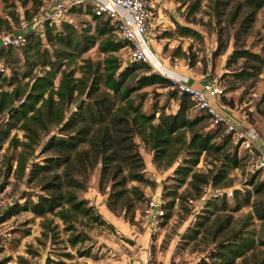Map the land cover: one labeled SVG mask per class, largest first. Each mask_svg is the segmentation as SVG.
<instances>
[{"label":"trees","instance_id":"1","mask_svg":"<svg viewBox=\"0 0 264 264\" xmlns=\"http://www.w3.org/2000/svg\"><path fill=\"white\" fill-rule=\"evenodd\" d=\"M210 1L217 10H224L232 3L237 4L234 12L237 15L247 8L252 20L264 7V0ZM29 2L39 9L44 7L45 0H26L25 4ZM200 7L201 0H195L188 6V15L196 13ZM69 11H85L92 15L95 24L79 29L71 22L46 20L43 34L29 32L26 45L0 48L2 63L16 56L20 66L19 71L11 73L4 64L5 71L0 72V151L7 141L14 149L22 148L19 158L15 159V168L13 161L8 163L6 177L17 173L28 183L50 174L48 179L41 182L42 191L35 195L36 199L30 195L24 196V201H17L3 211L0 221L30 211L44 218L42 226L48 231L42 234L52 239L56 227H51L52 221L46 218L50 214L55 215L64 223L68 244L77 248L80 256H84L90 255V250L85 251L77 246L89 236L78 231V218H93L96 222L112 226L96 213L92 202L78 196L79 191L87 188L90 171L99 162L102 163L100 190L105 193L106 185L111 182L106 199L107 209L118 214L124 212L129 221L133 218L128 216L130 209L127 205H118L127 196V183L155 184L147 175L143 155L134 140L136 135L149 145L154 163L165 160L167 168L173 165L181 151L187 154L173 170L171 177L174 183H166L162 192L163 199H172L164 204L168 211L161 226L171 219L178 189L182 185L186 184L191 191L187 194L193 196H182L187 199L202 197L204 188L209 184L220 189L231 188L234 183L231 173L242 166L245 157L239 155L238 147L234 151L228 149L231 137L223 125L206 129L203 122L207 118L210 120V116L197 110L187 94H179L169 77L153 72L148 63H123L117 53L130 47V44L117 38L115 23L104 13H96L94 3L87 0ZM26 13L31 21L41 12L32 17L28 11ZM176 30L182 36L199 34L187 25L177 24ZM95 46L105 55L98 65L83 57ZM20 49L22 53H18ZM219 54L220 49L215 52V55ZM241 58L249 64L236 72L238 77L258 78L263 73V52L255 53L238 47L229 54L227 65ZM152 86L166 88L172 98L179 99L176 112H166L163 105L155 104L152 109L145 110L144 95L133 99L134 92ZM83 95H86V100L78 108H73L77 98ZM192 106L202 114L192 116ZM15 129L24 131L23 141L17 136L11 137ZM45 152L49 153L45 155ZM203 154L219 155V163H214L209 173L196 170ZM61 168L62 171H58ZM117 186L120 187L116 189ZM166 188L170 189L166 192ZM263 189L264 180L254 185L257 193ZM132 190L137 198H144V193L138 187H132ZM234 191L242 195L241 199L234 200L236 209L251 205L250 191L242 192L235 187ZM229 204L226 197L213 198L204 204L203 210L213 212L208 207L225 210ZM255 211L260 219H264V206L255 204ZM203 224V221L198 222V226ZM194 233L190 238L194 239L200 233L199 229H194ZM218 246L208 255L209 260L204 258L201 264H236L238 258L254 248V241L247 236L237 235L233 241L228 238ZM27 252L31 257L39 254L32 248ZM10 260L6 257L0 260V264H7ZM16 262L34 264L31 258L24 255H19ZM52 262L48 256L46 262L40 263ZM57 263L62 264L61 261Z\"/></svg>","mask_w":264,"mask_h":264},{"label":"rangeland","instance_id":"2","mask_svg":"<svg viewBox=\"0 0 264 264\" xmlns=\"http://www.w3.org/2000/svg\"><path fill=\"white\" fill-rule=\"evenodd\" d=\"M25 1L0 0V31L12 32L26 29L31 19H28L26 12L28 11V15L32 17L42 9L48 8L54 0H45L44 7L39 9L33 7L31 2L25 4ZM155 1L156 23L152 31L156 41L152 47L158 56L167 64L198 66L209 73L211 80L219 81L225 92L218 100L226 109V112H222L223 115L233 120L237 129L247 135L249 141L253 143L256 154L264 150V70L258 78H240L236 72L240 71L242 66H248V62L241 58L236 63L227 65L229 54L238 47L255 53H264V7L252 20L247 8L238 15L235 14L237 4L233 3L224 10H217L210 0H201L199 11L189 16L188 6H191L195 0ZM61 21L71 22L79 29H86L95 24L92 15L85 11H68ZM177 24L190 26L199 34L182 36L176 30ZM219 49L221 54L215 55ZM18 53H22V49ZM117 55L124 64L132 62L130 47L122 49ZM104 56L97 46L83 55L95 65L101 63ZM6 60L7 63L4 61L1 63L7 65L11 73L20 70L16 56ZM141 95L146 97L145 110L152 109L153 104L163 105L166 112H176L179 108V99L172 98L166 88L147 87L134 92L132 97L137 100ZM85 100L86 95H83L77 98L74 105ZM213 103L215 104L214 101ZM217 107L219 108L218 105ZM190 114L195 116L202 113L192 106ZM203 124L209 130L216 127L208 118ZM228 134L231 137L228 149L234 151V148L238 147L239 155L245 157V160L242 166L231 173L233 186L221 189L229 192L235 187L242 192L250 191L251 205L236 209L234 200L241 199L242 195L234 191L232 196L228 194L226 196L230 203L228 209L207 208L213 212L202 209V215H199L198 221L191 223L192 208L187 198L193 196L187 194L191 191L184 184L178 189V198L171 211V219L163 226L153 227L144 217V208L151 197L162 196L166 183H174L171 177L173 170L187 154L181 151L173 165L167 168L164 164L165 160L162 163H154L153 152L149 145L136 135L134 140L138 143L139 151L143 155L147 175L155 184L147 185L137 181L127 183V196L118 205H127L130 209L128 216L133 217L131 221L125 218L124 212L118 214L112 211L115 219L109 218L99 212L95 205L96 213L112 226L96 222L93 218L79 217L77 229L89 237L77 247L85 251L90 250V255L80 256L77 248L68 244L66 240L68 233L64 231L63 221L57 216L50 214L46 218L47 221H52L51 227H56L54 238L51 239L42 234L43 231H48L42 226L44 218L37 217L30 211H23L0 221V260L9 257L11 260L7 264H17V257L24 255L31 258L34 264L46 262L48 256L54 261L51 264H58L57 261H61L62 264H137L140 261V252L147 251L150 264H201L202 259L209 260L208 255L219 247V243L228 238L233 241L237 235H242L254 241V248L238 258L236 264H264V244L262 243L264 242V219H260L255 211V204L258 207L264 206V189L258 193L254 190V185L264 180V171L253 168V158L246 150L243 138L237 131L228 132ZM13 136H17L20 141L25 139L24 131L21 129L13 130L11 137ZM21 150L20 146L17 149L12 148L7 141L0 151V214L13 203L24 201V196L30 195L36 199L35 195L42 191L41 182L43 179H48L50 175L47 174L44 178L38 177L28 183L25 179L19 178L17 173L7 178L8 163L13 161V168H15V159L19 158ZM48 153L45 152V155ZM218 156V154H203L196 170L209 173L214 163H219ZM101 168L102 163L99 162L90 171L87 177V188L78 192L79 198H86L90 202L97 200L98 197L107 199L111 182L106 185L105 193H103L100 190ZM58 171L61 172L62 168ZM119 187L117 186L116 189ZM132 187H138L144 193V198H137L134 190L130 191ZM169 189L166 188V192ZM183 195L187 198H182ZM199 221L204 222L203 226H198ZM194 229H199L200 233L192 239L190 235L196 234ZM29 248L35 249L39 254L31 257L27 252Z\"/></svg>","mask_w":264,"mask_h":264},{"label":"built area","instance_id":"3","mask_svg":"<svg viewBox=\"0 0 264 264\" xmlns=\"http://www.w3.org/2000/svg\"><path fill=\"white\" fill-rule=\"evenodd\" d=\"M87 0H54L52 4L41 11L33 20L27 24L26 29L12 32L0 31V48L6 46L22 47L28 41V33L35 31L43 34L44 23L46 20H52L59 23L64 19L65 13L71 7L77 6ZM95 5L96 13H104L106 17L112 19L116 25L115 33L119 40L129 42L131 49V61L148 63L151 65L148 50L156 41L152 28L156 23L155 19V0H106L101 3L97 0H89ZM123 8L127 11V16L119 11ZM5 71L4 64L0 61V72ZM152 71L155 70L152 68ZM174 87L179 94H187L195 103V108L203 111L210 116L212 125H223L226 133L235 132L243 138L245 148L250 152L253 158V168L264 171V150H260L258 154L254 151L252 141H249L247 135L243 131H239L233 120L225 117L223 111L213 103L219 100L225 94L224 87L217 80H209L201 86H195L188 80L179 78H170ZM219 102V101H218ZM227 115V114H226ZM8 121V118L5 119ZM233 195L234 190L229 192L226 189L215 188L211 184L204 188V194L200 198H189L188 203L192 208L191 223H196L201 214L204 204L213 198L219 199ZM166 201L162 196H153L148 200L144 208V217L153 227H160L161 222L166 215L164 207ZM1 215V214H0ZM137 264H150V260L146 256L141 257ZM42 264V263H36Z\"/></svg>","mask_w":264,"mask_h":264},{"label":"crops","instance_id":"4","mask_svg":"<svg viewBox=\"0 0 264 264\" xmlns=\"http://www.w3.org/2000/svg\"><path fill=\"white\" fill-rule=\"evenodd\" d=\"M101 3H104L106 0H97ZM43 10V9H42ZM119 11L127 16V11L123 8H119ZM149 57L151 61V66L155 70L154 72L160 73L161 75H164L169 78H179L188 80L190 83H192L195 86H201L207 81L210 80L209 73L204 72L201 70L198 66H182V65H171L164 63V61L158 56L155 49L152 47L148 50ZM215 104L219 106V108L226 112L225 107L221 105L217 100H214ZM227 114V113H226ZM94 205L97 206L99 209V212L104 213L107 217L115 219L113 213L107 209L106 206V199L101 197L95 199V201H92ZM147 251L140 252V258L146 256ZM139 263V262H138Z\"/></svg>","mask_w":264,"mask_h":264},{"label":"water","instance_id":"5","mask_svg":"<svg viewBox=\"0 0 264 264\" xmlns=\"http://www.w3.org/2000/svg\"><path fill=\"white\" fill-rule=\"evenodd\" d=\"M79 104H80V103H77V104L75 105V108H78ZM44 257H45V255H44Z\"/></svg>","mask_w":264,"mask_h":264}]
</instances>
